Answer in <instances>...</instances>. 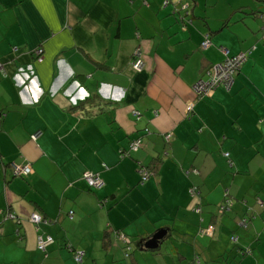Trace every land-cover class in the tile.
I'll use <instances>...</instances> for the list:
<instances>
[{
  "label": "crops",
  "instance_id": "crops-1",
  "mask_svg": "<svg viewBox=\"0 0 264 264\" xmlns=\"http://www.w3.org/2000/svg\"><path fill=\"white\" fill-rule=\"evenodd\" d=\"M181 1L0 0V264H264V0Z\"/></svg>",
  "mask_w": 264,
  "mask_h": 264
},
{
  "label": "built area",
  "instance_id": "built-area-1",
  "mask_svg": "<svg viewBox=\"0 0 264 264\" xmlns=\"http://www.w3.org/2000/svg\"><path fill=\"white\" fill-rule=\"evenodd\" d=\"M170 0H165V5H168ZM210 39L208 38V35H206L205 40L202 42V47L206 48L210 45ZM224 52L227 54L228 50H224ZM36 54L38 56V60H43L42 54L43 51L42 49L36 50ZM245 55L242 53L236 57H227L223 63H219L215 66H213L209 71H208V78L206 79H200L194 86L196 90V96L197 98H201L202 96H209L213 90H215L219 86H224V87H229L230 84L233 81V77L235 74V71L239 68V66L242 64V62L245 61ZM145 62L143 58L142 51L140 49H136L134 51V60L132 62V66L135 70L137 71H142L144 68ZM2 63L0 62V68H2ZM192 107L189 106V109ZM134 114L136 116H140L139 111H134ZM142 141L141 139H138L134 141L133 146L137 147V145H141ZM228 155V153H226ZM146 170L144 172V170ZM32 171V168L30 165H24V166H19V165H14V173L15 174H20V175H28ZM141 172H144L143 175L141 176V181L145 182L147 181L151 175L152 172L147 170L146 168H142ZM85 180L87 181V184L91 188H100L103 185V180L100 177L99 174L97 173H86L85 174ZM190 192L192 196H197L199 194L198 189L196 186H192L190 188ZM199 210V209H198ZM9 216H12L13 214L11 212H8ZM72 217V212L70 213ZM43 220V217L40 213H33L31 216V221L35 223H39ZM124 239L127 237L125 235ZM129 240V239H128ZM52 239L51 237H39V248L45 250L46 246L49 242H51ZM82 253H77L75 256L77 259H82Z\"/></svg>",
  "mask_w": 264,
  "mask_h": 264
},
{
  "label": "trees",
  "instance_id": "trees-1",
  "mask_svg": "<svg viewBox=\"0 0 264 264\" xmlns=\"http://www.w3.org/2000/svg\"><path fill=\"white\" fill-rule=\"evenodd\" d=\"M165 0H163V5L164 6H166L165 5ZM175 2V5H176V7L174 8V10H175V12H178L179 13V15H180V17H179V20L180 21H182V23H183V26L186 28L187 27V25L189 24V23H192V21H193V11H192V3L190 2V1H188V2H182L181 0H170L169 1V3L168 4H171V3H174ZM206 35H208V38L210 39V42H211V34L209 33V32H206L205 34H204V38H203V40H202V42L205 40V38H206ZM202 42H201V46H202ZM210 45H211V43H210ZM209 45V46H210ZM208 46V47H209ZM207 48V47H206ZM224 49V47H222V50ZM249 51L250 50H246V51H242V52H240V53H237V54H234V55H231L230 53H229V51L227 52V54L225 53V58H224V60H222V62H220V63H223L224 61H225V59L227 58V57H236V56H238V55H240V54H244L245 55V60H247V58H248V56H249ZM243 63L244 62H242V64L239 66V68L235 71V74H234V77H235V75L237 74V72L240 70V68H241V66L243 65ZM217 64H219V63H216V64H213L211 67H209V69L207 70V72H206V76H207V78H208V71L213 67V66H215V65H217ZM233 77V78H234ZM220 87V86H219ZM203 97H206V96H202L201 98H203ZM141 113H140V116L138 117V118H141ZM151 132V130H150V128H148V127H145L144 128V133L145 134H148V133H150ZM138 138H140L141 139V141H142V138L141 137H138ZM159 162H160V159H157L156 161H153L152 163H150L147 167H146V169H151V168H153V169H156L158 166H159ZM142 169V168H141ZM140 169V170H141ZM142 182V181H141Z\"/></svg>",
  "mask_w": 264,
  "mask_h": 264
},
{
  "label": "water",
  "instance_id": "water-1",
  "mask_svg": "<svg viewBox=\"0 0 264 264\" xmlns=\"http://www.w3.org/2000/svg\"><path fill=\"white\" fill-rule=\"evenodd\" d=\"M167 233V230L161 229L157 231L151 239L146 243V246L149 248H155L158 246V240L162 239Z\"/></svg>",
  "mask_w": 264,
  "mask_h": 264
},
{
  "label": "rangeland",
  "instance_id": "rangeland-1",
  "mask_svg": "<svg viewBox=\"0 0 264 264\" xmlns=\"http://www.w3.org/2000/svg\"><path fill=\"white\" fill-rule=\"evenodd\" d=\"M134 111H138V110H133L132 112L134 113ZM140 112V111H139ZM141 113V112H140ZM135 115V114H134ZM136 116V115H135ZM138 117V116H137ZM138 139H140V138H137L136 140H138ZM136 140H134V141H136ZM144 170V169H143ZM147 170H149V169H147ZM146 170H144V172H145ZM150 171V170H149ZM144 172H141V176L143 175V173ZM153 176V175H152ZM198 189V188H197ZM198 192H199V194L196 196V198H198V199H200V191H199V189H198ZM200 207L198 206V209H199ZM201 209V208H200ZM159 230H161L160 228L157 230V231H159ZM156 231V232H157ZM128 253V252H127ZM128 255V254H127ZM83 256V255H82ZM75 257V261L76 262H78V263H80V262H82V260H83V257H82V259H77L76 258V256H74Z\"/></svg>",
  "mask_w": 264,
  "mask_h": 264
}]
</instances>
